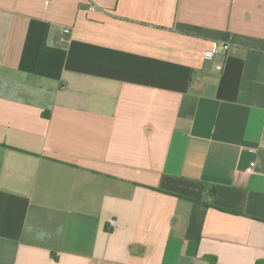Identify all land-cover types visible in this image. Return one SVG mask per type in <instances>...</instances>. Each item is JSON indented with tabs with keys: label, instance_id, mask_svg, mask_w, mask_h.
<instances>
[{
	"label": "crops",
	"instance_id": "crops-1",
	"mask_svg": "<svg viewBox=\"0 0 264 264\" xmlns=\"http://www.w3.org/2000/svg\"><path fill=\"white\" fill-rule=\"evenodd\" d=\"M0 264H264V0H0Z\"/></svg>",
	"mask_w": 264,
	"mask_h": 264
},
{
	"label": "built area",
	"instance_id": "built-area-1",
	"mask_svg": "<svg viewBox=\"0 0 264 264\" xmlns=\"http://www.w3.org/2000/svg\"><path fill=\"white\" fill-rule=\"evenodd\" d=\"M90 10H91V11H94L95 8L92 7V8H90ZM65 32H69V31H68V30H65ZM219 48H220L221 51L225 52V51L228 50L229 46L226 45V44H221V45L219 46ZM213 57H214V53H212V52H206V53L204 54V59H205V60H211ZM216 69H217V70H221V67H220V66H217ZM247 173H249V174L252 173V169H251V168L247 169Z\"/></svg>",
	"mask_w": 264,
	"mask_h": 264
}]
</instances>
